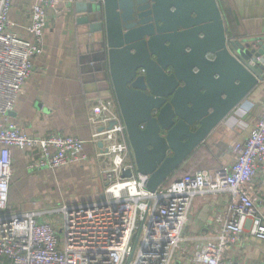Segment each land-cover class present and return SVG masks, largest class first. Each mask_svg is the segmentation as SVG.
<instances>
[{"label": "built area", "instance_id": "1", "mask_svg": "<svg viewBox=\"0 0 264 264\" xmlns=\"http://www.w3.org/2000/svg\"><path fill=\"white\" fill-rule=\"evenodd\" d=\"M61 2L34 0L26 29L32 41H26L11 32V0H0V264H174L180 255H186L184 264H232L226 255L240 243L246 221L248 234L264 241V217L256 206L264 171V111L247 139L233 145L227 170L196 171L151 193L147 178L136 171L115 100L98 98L89 114L94 132L88 143L101 164L100 198L44 211L13 209V149L33 153L29 171H55L86 159V142L76 137L30 135L8 121L31 76V60L42 53L48 16H60ZM223 193L229 202L215 220V231L187 239L184 230L194 201ZM52 215L56 222L39 221ZM187 242L198 244L189 252Z\"/></svg>", "mask_w": 264, "mask_h": 264}, {"label": "water", "instance_id": "2", "mask_svg": "<svg viewBox=\"0 0 264 264\" xmlns=\"http://www.w3.org/2000/svg\"><path fill=\"white\" fill-rule=\"evenodd\" d=\"M151 1L143 21L142 0H78L75 12L153 193L264 81V37L227 38L216 0Z\"/></svg>", "mask_w": 264, "mask_h": 264}, {"label": "crops", "instance_id": "3", "mask_svg": "<svg viewBox=\"0 0 264 264\" xmlns=\"http://www.w3.org/2000/svg\"><path fill=\"white\" fill-rule=\"evenodd\" d=\"M60 16H48L41 55L33 58L32 73L24 91L8 115L9 123L37 136L61 134L84 142L86 159L66 168L29 171L34 159L29 151L12 150V177L9 204L22 209L26 204L51 205L88 203L100 198L104 189L101 164L96 148L88 143L94 132L89 121L91 108L98 98L112 97L107 63L96 64L92 58L97 46L76 24L81 16L75 12L78 0H61ZM226 37L238 41L264 37V0H216ZM34 0H11L8 14L11 32L32 41L27 32ZM241 108L243 112L235 110ZM218 125L182 164L173 179L202 171L213 175L227 170L233 162L232 147L243 143L264 111V81ZM245 111V112H244ZM257 210L264 217V171L259 175ZM45 190L39 192V190ZM47 191V192H46ZM229 196L225 193L198 198L194 201L189 222L184 230L187 239L209 237L215 231L216 218L226 209ZM54 216V215H52ZM51 216L40 222H51ZM246 221L240 243L226 255L232 264H264V241L248 234ZM197 242H187L193 251ZM186 255L174 264H184Z\"/></svg>", "mask_w": 264, "mask_h": 264}, {"label": "flooded vegetation", "instance_id": "4", "mask_svg": "<svg viewBox=\"0 0 264 264\" xmlns=\"http://www.w3.org/2000/svg\"><path fill=\"white\" fill-rule=\"evenodd\" d=\"M152 1L151 0H142V21L143 20H148V18L150 17L149 14H150V11L152 9ZM147 24V23H146ZM152 24H154V22L152 21ZM160 24V23H159ZM154 26V29H155V24L153 25ZM152 60H154V57L153 56H150ZM165 72H169V70H165ZM141 73L138 72V75H140ZM144 76V70H142V77ZM142 91L147 94V95H150V92L149 90L147 89H142Z\"/></svg>", "mask_w": 264, "mask_h": 264}, {"label": "rangeland", "instance_id": "5", "mask_svg": "<svg viewBox=\"0 0 264 264\" xmlns=\"http://www.w3.org/2000/svg\"><path fill=\"white\" fill-rule=\"evenodd\" d=\"M43 191H45V190H43V189L39 190V192H43ZM61 204H63V203H61V201H59V200L54 201L51 205H40V204L30 203V204H26L22 209H19V210H33V209H38V210L44 211L46 209H50V208L56 207V206L61 205ZM50 218H51V221L52 222H56L57 221V219H56L55 216H51Z\"/></svg>", "mask_w": 264, "mask_h": 264}, {"label": "trees", "instance_id": "6", "mask_svg": "<svg viewBox=\"0 0 264 264\" xmlns=\"http://www.w3.org/2000/svg\"><path fill=\"white\" fill-rule=\"evenodd\" d=\"M182 166V165H181ZM181 166L174 172V174L180 170ZM174 174L162 185V187H167L172 183L175 179H173Z\"/></svg>", "mask_w": 264, "mask_h": 264}]
</instances>
